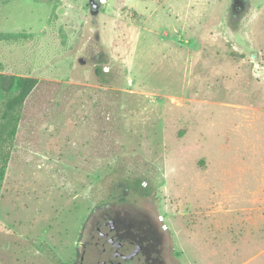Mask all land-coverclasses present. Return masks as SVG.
<instances>
[{"label":"rangeland","instance_id":"1","mask_svg":"<svg viewBox=\"0 0 264 264\" xmlns=\"http://www.w3.org/2000/svg\"><path fill=\"white\" fill-rule=\"evenodd\" d=\"M0 72L38 79L0 264H78L118 211L163 264H264V0H0Z\"/></svg>","mask_w":264,"mask_h":264},{"label":"flooded vegetation","instance_id":"2","mask_svg":"<svg viewBox=\"0 0 264 264\" xmlns=\"http://www.w3.org/2000/svg\"><path fill=\"white\" fill-rule=\"evenodd\" d=\"M83 245L78 264H163L158 254L160 232L149 220L118 211L106 215ZM100 256L88 257V247Z\"/></svg>","mask_w":264,"mask_h":264},{"label":"trees","instance_id":"3","mask_svg":"<svg viewBox=\"0 0 264 264\" xmlns=\"http://www.w3.org/2000/svg\"><path fill=\"white\" fill-rule=\"evenodd\" d=\"M37 84L38 79L32 76L0 72V190L15 146L24 104Z\"/></svg>","mask_w":264,"mask_h":264}]
</instances>
